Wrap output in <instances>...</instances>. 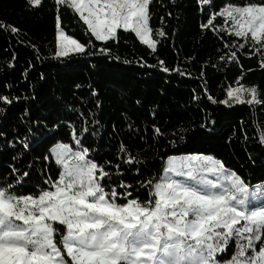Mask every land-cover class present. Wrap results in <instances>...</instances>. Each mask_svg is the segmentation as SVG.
<instances>
[{"label": "trees", "instance_id": "16d2710c", "mask_svg": "<svg viewBox=\"0 0 264 264\" xmlns=\"http://www.w3.org/2000/svg\"><path fill=\"white\" fill-rule=\"evenodd\" d=\"M251 2L261 0H213L214 7L200 5L199 0H151L149 36L156 47L149 48L132 31L123 29L109 41H96L73 9L57 6L54 0H42V7L33 9L26 0H0V23L19 29L12 33L10 28H0V94L20 98L11 105L0 102L6 109L0 114L4 125L0 129L4 133L0 136V183H12L15 177L21 181L16 186L20 194L38 192V185L47 187L48 161L41 157L47 147L64 138L63 126L70 133L74 126L90 149L89 158L100 164L112 162L106 165L111 173L107 186L119 190L121 181L131 184L133 196L141 200H147L148 194L140 182L163 175L168 157L197 153L221 159L251 186L264 184V144L259 142L264 103L248 105L247 93L236 103L227 96V89L243 84L257 87L264 101L260 46L250 43V33L237 38L228 31L201 27L209 13L223 4ZM57 14L64 33L92 52L90 56L69 54L74 62L70 70L64 69L68 57L54 56ZM214 23L217 28L221 24L230 28V21L221 18ZM233 41L237 48L246 44L238 51L239 62L220 61L219 55L233 50L225 47ZM103 47L110 56L100 52ZM159 61L170 71L164 72ZM208 94L228 103H213ZM155 127L161 129L159 134ZM42 136L45 139L33 145L35 150L23 148L21 141L32 143ZM121 144L143 163H123ZM26 171L30 172L27 177ZM231 254L230 247L224 258Z\"/></svg>", "mask_w": 264, "mask_h": 264}, {"label": "snow or ice", "instance_id": "6c2138e0", "mask_svg": "<svg viewBox=\"0 0 264 264\" xmlns=\"http://www.w3.org/2000/svg\"><path fill=\"white\" fill-rule=\"evenodd\" d=\"M150 2L54 0L55 5L79 14L86 31L96 41H109L117 36V29H130L149 48H155L156 41L149 38ZM199 3L214 7L213 0ZM26 5L29 9L42 7V0H26ZM216 18L230 21V28L226 29L224 24L217 28ZM201 27L214 32L228 31L237 38L250 33V43L260 46V66L264 68V0L242 6L225 3L218 11H211ZM0 28L19 32L15 26L2 23ZM156 34L165 35L163 31ZM245 46L241 43L237 48L233 41L225 45L233 50L218 59L238 63V51ZM87 48L88 45L64 33L57 14L54 56L68 57L64 69L74 66L70 53L92 55ZM100 52L111 55L107 47ZM158 63L164 72L170 71L163 61ZM90 90L96 94L94 88ZM242 93L251 97L245 101L248 105L264 103L255 86L241 84L227 89L233 103L243 101ZM207 98L213 103H228L215 101L210 94ZM18 99L0 94V102L7 105ZM5 111L0 107V114ZM3 127L0 124V129ZM154 131L159 134L161 129L155 127ZM71 138L75 150L69 143L56 142L41 157L49 162V171L53 163L59 170L55 179L49 176L44 180L47 187L38 185V192L20 194L16 186L21 181L15 177L12 183H0V264H69V260L71 264H264V184L250 191L252 186L221 159L197 153L168 157L164 175L140 182L148 194L147 200H141L139 195L133 196L131 184L121 181L119 190L115 185L107 186L111 173L106 165L111 166L112 162L100 164L89 158L90 149L84 146L74 126ZM44 139L42 136L21 144L24 149L35 150L33 145L42 144ZM259 142L264 144V131L259 133ZM119 152L125 164L143 163L123 144ZM115 168L119 171L120 165ZM12 170L19 174L18 169ZM23 175L27 177L30 172ZM230 247L231 256L224 258Z\"/></svg>", "mask_w": 264, "mask_h": 264}, {"label": "rangeland", "instance_id": "374dc122", "mask_svg": "<svg viewBox=\"0 0 264 264\" xmlns=\"http://www.w3.org/2000/svg\"><path fill=\"white\" fill-rule=\"evenodd\" d=\"M78 16H79V14H78ZM118 30V29H117ZM124 30V29H123ZM130 30V29H129ZM131 31V30H130ZM112 38H114V37H112ZM112 38H110V39H112ZM138 38V37H137ZM149 38H150V36H149ZM139 39V38H138ZM139 41L140 42H142L140 39H139ZM143 43V42H142ZM70 54H72V53H70ZM64 128V133L63 134H66L65 136H64V138H59V139H57L56 140V142H64V143H69V145H70V147H72L74 150L76 149V145H75V142H74V140H72V138H71V133H70V131H69V129L66 127V126H63ZM185 156H188V155H183V156H176V157H173V158H181V157H185ZM71 163V162H70ZM168 163V159L166 160V164ZM48 164H49V162H48ZM165 164V165H166ZM58 174H59V170L57 169V167H56V165L53 163L52 164V170L51 171H49V175L53 178V179H55L57 176H58ZM163 175H164V173H163ZM258 185H261V184H258ZM256 186L257 185H254V186H252V188H250V191H253V190H256Z\"/></svg>", "mask_w": 264, "mask_h": 264}]
</instances>
